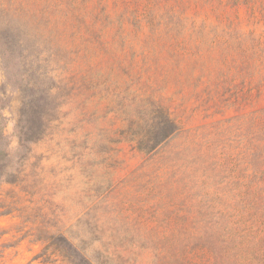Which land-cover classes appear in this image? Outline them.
<instances>
[{"label":"rangeland","instance_id":"1","mask_svg":"<svg viewBox=\"0 0 264 264\" xmlns=\"http://www.w3.org/2000/svg\"><path fill=\"white\" fill-rule=\"evenodd\" d=\"M0 31V264H264V0H0Z\"/></svg>","mask_w":264,"mask_h":264},{"label":"trees","instance_id":"2","mask_svg":"<svg viewBox=\"0 0 264 264\" xmlns=\"http://www.w3.org/2000/svg\"><path fill=\"white\" fill-rule=\"evenodd\" d=\"M10 40V41H9ZM21 47L20 42L14 38L9 39V35L6 31H0V57H1V63L5 69V71L10 70L11 63L13 61H16L17 59V52L15 48ZM14 49V50H13ZM20 87H18V90ZM2 99L0 98V186L6 185V184H16L21 179L22 171L21 169H18L14 165L15 163L12 160V157L10 155L9 149L11 146L10 138L6 134V127H5V121L6 117L3 114L4 105L1 104ZM29 107H31V110L34 109V103L32 102H25L23 104V114L19 117V120L15 124V131L17 134V137L19 139V144L21 148H29L28 146L32 143L37 142L40 140L42 136L43 128L39 126L36 129H33L31 131L27 130L28 121L26 120L24 113L28 112ZM39 123L41 122V118L38 119ZM176 132V128L172 127L169 131H167L164 136L162 137L160 142H163L167 140L169 137H171ZM9 211H0V217L8 215ZM72 251L74 253H78V250L71 245ZM77 264H91L85 257H82V261Z\"/></svg>","mask_w":264,"mask_h":264}]
</instances>
